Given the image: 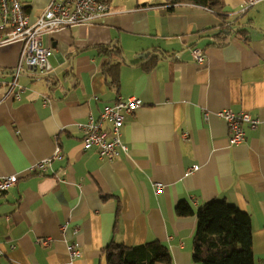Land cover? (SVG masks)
<instances>
[{"label": "crops", "instance_id": "0c3cea01", "mask_svg": "<svg viewBox=\"0 0 264 264\" xmlns=\"http://www.w3.org/2000/svg\"><path fill=\"white\" fill-rule=\"evenodd\" d=\"M52 1L21 0L31 22ZM245 1L224 0L247 29L225 40L222 19L203 7L111 0L109 15L44 36L54 71L22 75L20 100L8 93L21 45L0 48V176L20 177L0 194V264H106L112 242H160L172 264H199L192 256L196 216L176 210L182 201L198 209L212 200L250 216L255 262L264 264V127L247 129L246 142L232 146L216 116L230 109L264 119V2L240 14ZM103 46L120 48L125 59L111 61ZM195 48L204 64L193 60ZM110 63L118 88L104 74ZM131 97L143 104L125 119L129 153L105 161L96 149L84 151L79 124ZM56 147L61 158L53 157ZM50 158L45 171L33 172ZM158 183L164 188L157 193Z\"/></svg>", "mask_w": 264, "mask_h": 264}, {"label": "built area", "instance_id": "2783aa9c", "mask_svg": "<svg viewBox=\"0 0 264 264\" xmlns=\"http://www.w3.org/2000/svg\"><path fill=\"white\" fill-rule=\"evenodd\" d=\"M111 0H53L43 14L35 22L30 17L21 0H0V48L13 44L21 45V52L16 68L12 72V81L9 83V96L20 100L22 89L18 87L19 78L31 70L38 76H48L54 69L51 64L53 50L43 45V38L47 33L56 30H69L75 26L88 25L95 20L110 14ZM264 0H246L242 13ZM193 60L198 64L205 63L204 51L195 48L192 51ZM4 83H2L3 85ZM6 97V96H5ZM50 103V98L44 99V104ZM142 100L131 97L118 98L112 104L106 105L98 118L90 116L88 121L79 124L83 134L82 147L84 151L96 149L101 160L114 161L121 154L127 155L129 147L123 140V129L126 116L134 115L141 107ZM228 126L229 141L232 146L244 144L247 140V129L255 130L264 127V119L254 118L248 112L235 113L230 109H224L216 113ZM208 120V113L205 114ZM62 150L56 147L54 158H61ZM52 159L42 161L37 168L45 171ZM199 170V166L190 169V173ZM20 177L18 175L0 176V194L13 187ZM164 186L156 184L157 193ZM66 230L67 226L62 227ZM77 233V232H76ZM49 238L43 240L47 245ZM73 256H80L79 251L70 247Z\"/></svg>", "mask_w": 264, "mask_h": 264}, {"label": "trees", "instance_id": "16d2710c", "mask_svg": "<svg viewBox=\"0 0 264 264\" xmlns=\"http://www.w3.org/2000/svg\"><path fill=\"white\" fill-rule=\"evenodd\" d=\"M170 6L183 4L203 7L222 19L221 39L227 40L234 34L247 32L246 26L236 25L224 0H167ZM26 9V8H25ZM245 28V29H244ZM215 45H221L215 40ZM109 54L111 61L125 59L120 48L98 47ZM150 56V55H149ZM150 58V57H149ZM145 70L149 71L152 63ZM143 61L133 64L140 66ZM117 65H107L104 70L109 86L119 87L118 80L112 78ZM34 175V174H32ZM176 213L181 218L196 216L197 228L193 237V260L199 264H256L253 252L252 221L250 216L226 201L212 200L195 209L189 202L182 201ZM106 264H172V256L167 246L152 242L142 246L125 247L115 242L103 251Z\"/></svg>", "mask_w": 264, "mask_h": 264}, {"label": "water", "instance_id": "95a60500", "mask_svg": "<svg viewBox=\"0 0 264 264\" xmlns=\"http://www.w3.org/2000/svg\"><path fill=\"white\" fill-rule=\"evenodd\" d=\"M152 54V55H151ZM150 55H151V57H157V58H159V59H164L165 57L163 56V55H161V54H156V53H151L150 52ZM178 57H180V55L178 56ZM174 59H176V58H174Z\"/></svg>", "mask_w": 264, "mask_h": 264}, {"label": "rangeland", "instance_id": "374dc122", "mask_svg": "<svg viewBox=\"0 0 264 264\" xmlns=\"http://www.w3.org/2000/svg\"><path fill=\"white\" fill-rule=\"evenodd\" d=\"M244 5H245V4H244ZM243 9H244V7H243ZM243 9H242V10H243ZM242 10H241V11H242ZM247 10H248V9H246L243 13L240 12V14H245ZM193 50H194V49H193Z\"/></svg>", "mask_w": 264, "mask_h": 264}]
</instances>
